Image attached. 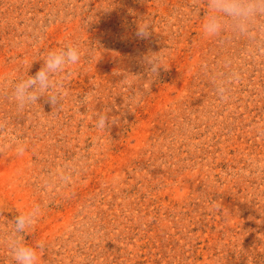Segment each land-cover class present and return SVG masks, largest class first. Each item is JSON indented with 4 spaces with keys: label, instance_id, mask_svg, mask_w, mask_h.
Masks as SVG:
<instances>
[{
    "label": "rangeland",
    "instance_id": "374dc122",
    "mask_svg": "<svg viewBox=\"0 0 264 264\" xmlns=\"http://www.w3.org/2000/svg\"><path fill=\"white\" fill-rule=\"evenodd\" d=\"M206 12L207 0H0V264H14L3 236L33 204L23 239L42 245L40 264H264V31L206 38ZM69 43L81 58L56 77L61 103L17 108L5 74L34 75ZM159 51L150 79L143 57ZM97 113L115 121L99 130Z\"/></svg>",
    "mask_w": 264,
    "mask_h": 264
},
{
    "label": "clouds",
    "instance_id": "9594fccd",
    "mask_svg": "<svg viewBox=\"0 0 264 264\" xmlns=\"http://www.w3.org/2000/svg\"><path fill=\"white\" fill-rule=\"evenodd\" d=\"M264 16V0H207V12L202 18L201 34L206 38H214L225 32H232L243 37L251 38L253 28L264 31V25H258L259 17ZM152 30V23L146 17L137 21L136 35L147 37ZM81 58V49L77 43H69L63 47L50 49L43 56V65L34 75L9 79L3 77L8 88V95L17 108L37 104L40 96H47L52 104L61 103L62 82L56 77L65 73L70 65H75ZM165 54L155 52L143 57L146 71L152 79L158 70L164 67ZM232 78H238L233 72ZM216 90L221 98L227 92L226 81L215 82ZM115 120L107 113H97L95 127L105 130ZM264 135V126L258 130ZM16 151L22 153L23 145L17 144ZM64 179L63 176L60 177ZM42 212L39 204H33L25 211L19 212L12 220L11 227L3 236V243L11 252L14 264H40L42 245L33 246L24 241V234L37 222Z\"/></svg>",
    "mask_w": 264,
    "mask_h": 264
}]
</instances>
